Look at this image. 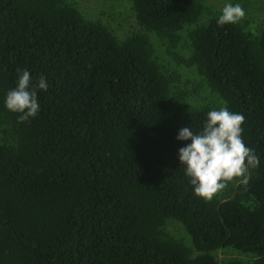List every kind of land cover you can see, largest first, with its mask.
I'll return each mask as SVG.
<instances>
[{
  "label": "trees",
  "instance_id": "1",
  "mask_svg": "<svg viewBox=\"0 0 264 264\" xmlns=\"http://www.w3.org/2000/svg\"><path fill=\"white\" fill-rule=\"evenodd\" d=\"M96 3L0 0V264H264V0L223 26L206 0ZM23 70L49 87L19 122ZM225 106L259 166L205 202L176 137Z\"/></svg>",
  "mask_w": 264,
  "mask_h": 264
},
{
  "label": "clouds",
  "instance_id": "2",
  "mask_svg": "<svg viewBox=\"0 0 264 264\" xmlns=\"http://www.w3.org/2000/svg\"><path fill=\"white\" fill-rule=\"evenodd\" d=\"M245 16L240 4L228 3L224 5L217 24H237ZM48 87L47 77L41 75L33 83L29 71L23 70L18 75L16 86L5 96V107L18 114L19 122H26L40 111L38 90L47 91ZM244 123L243 114L230 112L225 106L209 111L198 133L190 127H183L178 132L177 140H190L178 149V159L184 165L185 175L190 178L195 195L205 202H210L234 180H239L246 187L250 169L259 166L255 150L243 142Z\"/></svg>",
  "mask_w": 264,
  "mask_h": 264
},
{
  "label": "rangeland",
  "instance_id": "3",
  "mask_svg": "<svg viewBox=\"0 0 264 264\" xmlns=\"http://www.w3.org/2000/svg\"><path fill=\"white\" fill-rule=\"evenodd\" d=\"M99 2V0H98ZM206 2L208 4H211L213 5L215 8L217 9H223L224 7V0H206ZM83 4H86L87 6L85 7V14H88L90 15V13L94 12L95 10L93 9V6L97 3H96V0H83ZM219 257L222 256V254L219 252L217 254Z\"/></svg>",
  "mask_w": 264,
  "mask_h": 264
}]
</instances>
